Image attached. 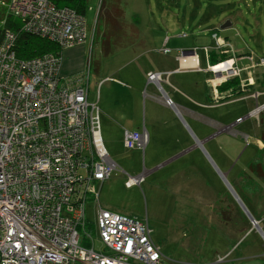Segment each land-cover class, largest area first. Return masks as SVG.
<instances>
[{"label": "rangeland", "instance_id": "374dc122", "mask_svg": "<svg viewBox=\"0 0 264 264\" xmlns=\"http://www.w3.org/2000/svg\"><path fill=\"white\" fill-rule=\"evenodd\" d=\"M152 1L155 3L152 8L151 3L147 7L148 2L142 8L139 0H88L87 38L84 43L64 51L62 73L77 69L82 59L84 66L77 73L90 69L89 101L98 104L102 137L111 151L101 109L113 81L108 82L106 78L126 80L128 89L132 87L131 100L136 105L142 103L143 113L144 91L149 89L145 86L142 92L138 90L140 67L148 62L164 64L167 57L178 56L183 47L186 49L181 54L194 50L190 55L199 56L201 70L182 74L186 84L180 87L201 103L202 107L186 103L201 114L200 118L182 113L183 123L179 125L168 109L159 108L162 119L170 121V136L158 141L153 149L152 145L147 147L144 155L141 150L121 148L120 142L114 140L112 148L116 149V157L122 156L123 164L118 161L120 167L110 178L98 183V188L102 207L148 220L152 239L164 255L162 264H200L212 248L222 246L220 218L234 226L235 219L240 220L236 204L239 208L245 205L250 211L239 196L238 184H250L252 178L246 174L254 158L259 157L264 164L258 141L264 128V95L258 99L260 108H257L253 89L244 90L248 82L264 92V62L261 61L264 59V0H197L201 5L193 13L188 0ZM114 8L121 9L123 14ZM6 12L0 3V17ZM117 19H121L120 23ZM227 21L230 24L221 28ZM208 22L214 23L225 41L220 43V49L214 37L217 34L212 36L210 30H204ZM166 48L170 51L166 52ZM205 48L210 51L217 48V54L226 56L227 52L230 57L213 64L209 51V65ZM133 58L134 63L127 62ZM220 64L226 66L216 69ZM222 83L224 89L220 90ZM234 83L242 84L244 91L226 88L228 84L236 86ZM163 86L174 100L173 88L165 82ZM157 91L160 95L158 88ZM228 94L231 96L223 98ZM156 98L162 100L160 96ZM112 127L109 128L113 136L116 127ZM196 139L202 146L196 145ZM171 145H174L172 152L163 153ZM143 171L145 179L140 185H126L129 175L136 176ZM258 182L263 184L264 180ZM96 207V200L87 203L86 217L91 222L96 220ZM224 207H228V214L217 216L216 212ZM91 227L85 229L93 236L88 241L102 250L103 244ZM85 230H79L83 237Z\"/></svg>", "mask_w": 264, "mask_h": 264}, {"label": "built area", "instance_id": "2783aa9c", "mask_svg": "<svg viewBox=\"0 0 264 264\" xmlns=\"http://www.w3.org/2000/svg\"><path fill=\"white\" fill-rule=\"evenodd\" d=\"M0 3L7 9L1 25L12 16L22 30L62 49L25 59L18 55L17 34L2 31L0 264H162L164 255L146 219L99 203L98 183L118 166L101 138L98 104L89 101L90 69L67 76L61 71L64 50L87 38L86 15L53 0ZM148 77L162 86L161 74ZM162 99L175 106L169 95ZM147 142L145 128L124 132L126 148L144 149ZM143 180L129 175L127 184ZM91 200L97 203L95 222L86 217ZM88 224L102 250L88 241L93 240Z\"/></svg>", "mask_w": 264, "mask_h": 264}, {"label": "crops", "instance_id": "0c3cea01", "mask_svg": "<svg viewBox=\"0 0 264 264\" xmlns=\"http://www.w3.org/2000/svg\"><path fill=\"white\" fill-rule=\"evenodd\" d=\"M150 1L151 0H139L142 8L145 7L147 2H148L147 7L151 3V8H152V6H154L155 3L153 1L152 2ZM188 1H189L188 5L192 10L190 13H193L194 10H196V8L201 5V3H198L197 0L195 1L188 0ZM136 6L137 5H135V7ZM114 10H117L119 14H123V11L121 9L114 8ZM120 20L121 19H117L116 22L120 23ZM213 24H214L213 22H208V25L206 26L207 29L204 28V30L206 31L210 30L212 36H214L215 33L217 34V36L214 37L218 42V47L220 49V43L225 41L224 39L222 40L220 33H218V29L214 27L215 25L213 26ZM226 39L228 38L226 37ZM224 47L226 46H223V48ZM183 48L186 49V47ZM69 49H72V47L65 50H69ZM219 49L214 48V50L217 52H219ZM181 50L180 53H178V56L167 57L164 64L162 63L160 65H156V64L152 65V63L150 64L148 62L147 65L144 63L143 66L140 67L141 77L140 80L136 83V85H138V87L140 88V89L138 88V90L142 92L145 86H147V89H149V91L147 90V92L144 91L145 110L143 113H142L141 101H139L141 105H136L131 100L130 96L132 95L131 92L132 87L128 89L129 86L128 83H125L127 82L126 80L117 79L116 77L115 80L113 77L106 78L107 79L106 81L108 82L112 80L113 81L111 83V86L107 89L105 102L103 104V108L101 109L105 114L103 117L104 126L107 132L106 135L109 142L108 145L110 146L111 151L105 145L104 139L102 137V132H101V138L103 140L104 146L109 156L111 157V159L115 161L118 167H120L118 161L121 164H123L121 159L122 156L120 157L115 156L116 149L112 148V144L114 143L115 140L116 143L120 142L121 148L122 147L125 148L124 132L126 130L142 131L144 128L146 129L148 133V142L145 146V149L134 148V150L137 151L141 150L143 152V155L146 152L147 147L152 145L151 149H153L156 147V143L158 141H161L165 137L167 138L168 136H170V130H169L170 121L162 119L158 111L159 108L168 109L170 114H172L174 120L177 121L179 125L181 124V122L183 123L181 118L182 113L187 114L188 116L193 117L195 119L200 118L201 114L197 110H194L192 108H194L193 106L195 104L201 106L200 105L201 103L196 102L194 98H192L190 95H187L185 91L182 90L180 87L184 83L181 78L182 74L188 73L189 72L188 70H192L194 72L201 70L200 59L199 56L190 55V53L181 54ZM205 51H206L207 63L209 64L210 61L208 59L207 52H209L210 50L205 48ZM225 54H227V52H225ZM134 60L135 58H133V60L130 59L127 62L134 63L135 62ZM126 64L127 63H125V65ZM63 65H64V52H63L62 66ZM83 66H84V60L82 59L78 63L77 69L74 68V69L65 70L63 75L67 76L75 72L77 73L78 72L77 70L81 69ZM88 68H90V64ZM62 72H63V68H62ZM151 72L161 74L163 79L162 86L163 83L165 82L173 88L174 100L168 93L167 94L173 100L175 106L167 105L163 102V99L160 100L156 98L159 97L160 95L157 94L158 92L157 83L149 80L148 76ZM119 75H121V73H119ZM207 88L209 89V87ZM114 90L116 92L119 91V93L115 94ZM257 90H258L257 93L253 94V96H255V99L257 100L256 106L259 104L258 99L260 98V96L264 95V92H260L259 89ZM210 94H211L210 96H212L211 92ZM257 94L258 97H256ZM175 100H177V103ZM186 103L192 104L193 105L192 108L188 107ZM101 122L102 121L100 117V128H101ZM112 125H113L112 128L116 127L115 128L116 133L113 136L111 135L112 134L111 128H109ZM258 141L260 142V148L262 149L264 147V143L260 137ZM199 144L200 145L198 144L196 145L202 146L200 142ZM173 148L174 145H171L170 147H166L163 153H170L172 152ZM158 163L159 162H157L154 166H156ZM122 171L125 172L123 169ZM222 175H224V173H222ZM246 175L248 178H252L250 184L239 183L237 190L240 191L239 196L244 199L245 203L247 204L251 212L247 209V207H245V205H243L239 196L235 194L243 205V208L241 207L239 208V205L236 204L237 211L239 212L240 220L235 219V222L232 221L234 224L233 226L229 224V220L225 221L224 218H220L221 219L220 224L223 228V236H222L223 240H221L222 246L220 247L215 246L214 248H212L210 254L206 253L204 255L203 259L201 260L203 261V263L200 264H264V183L261 184L258 182V180H264V175H260V174L258 175L256 173H252L250 169ZM127 181H126V185L129 186L127 184ZM199 190L201 192H204V190L200 188ZM103 208L106 207L103 206ZM106 209H110V208H106ZM227 210L228 207L221 208L220 212L219 211L216 212V215L217 216L220 214L227 215L228 214ZM232 215H234L233 212Z\"/></svg>", "mask_w": 264, "mask_h": 264}, {"label": "trees", "instance_id": "16d2710c", "mask_svg": "<svg viewBox=\"0 0 264 264\" xmlns=\"http://www.w3.org/2000/svg\"><path fill=\"white\" fill-rule=\"evenodd\" d=\"M53 1H55L57 5L70 6L74 9H76L78 12L83 13L84 15H86L87 10H88V0H53ZM3 17H5V14L4 15L2 14V16L0 17V21L2 20ZM6 28L11 29L13 32H15L17 34V51H18V55L22 58H25V59L33 58L36 56L46 54L48 52H55L58 54L62 53V49L56 43H53V42L49 41L48 39L40 37L36 34H31V33H28L26 31L22 30L21 29V21L17 18H13L12 16H7L5 19V23L3 25L0 24V39L2 37L3 29H6ZM217 53L218 52L215 50H212L209 53L210 61L213 64L221 61V59L224 57L226 59L230 57L228 54H226V56H224V54H217ZM245 84H244V86H246L247 88H245L244 90L253 89V91L255 93H257L258 90H257V86H255V84L251 85L248 82H246ZM232 85L233 84H228V86H226V88L227 87L228 88L234 87L235 92L236 91H244V90H242V88H244V86H242V84L234 83V85H236V86H232ZM218 89L223 90L224 84L222 83L218 87ZM230 96L231 95L228 94L227 96H225L223 98H228ZM210 98H211V100H213L214 95L210 96ZM260 138L262 139V141L264 143V128L262 129ZM260 151L264 153V147ZM249 169L252 173H256L258 175L259 174L264 175V164H263V161L259 157L252 160L249 163ZM91 226H92V224L91 225L88 224V227L92 228Z\"/></svg>", "mask_w": 264, "mask_h": 264}, {"label": "water", "instance_id": "95a60500", "mask_svg": "<svg viewBox=\"0 0 264 264\" xmlns=\"http://www.w3.org/2000/svg\"><path fill=\"white\" fill-rule=\"evenodd\" d=\"M228 24H230V22L229 21H227V22H225L222 26H221V28H225V27H227L228 26ZM188 52H190V53H194V50H190V51H188ZM158 86V89H159V91H160V97H162V98H164L165 97V95L166 96H168V94H167V92L165 91V89L163 88V86H160V84H158L157 85ZM199 140H197L196 139V143L198 144V145H200L199 144ZM201 143V142H200ZM202 144V143H201ZM145 149V148H144ZM145 171H143L142 173H140V174H138V175H136V176H143L144 178H145ZM137 185V184H136ZM138 185H140V184H138Z\"/></svg>", "mask_w": 264, "mask_h": 264}, {"label": "bare ground", "instance_id": "6f19581e", "mask_svg": "<svg viewBox=\"0 0 264 264\" xmlns=\"http://www.w3.org/2000/svg\"><path fill=\"white\" fill-rule=\"evenodd\" d=\"M225 66H226L225 64H220V65L217 66L216 69L220 70L221 68H223V67H225Z\"/></svg>", "mask_w": 264, "mask_h": 264}]
</instances>
